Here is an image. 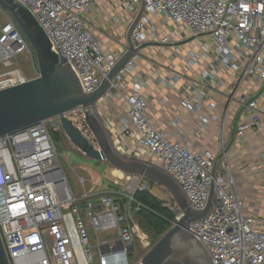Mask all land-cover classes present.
<instances>
[{"label":"built area","instance_id":"built-area-1","mask_svg":"<svg viewBox=\"0 0 264 264\" xmlns=\"http://www.w3.org/2000/svg\"><path fill=\"white\" fill-rule=\"evenodd\" d=\"M16 1L35 17L52 50L66 58L83 92H94L125 52L104 49L95 38L85 19L93 0ZM119 1L135 16L142 8L131 33L134 48L144 44L146 30L159 16L190 36L184 53L188 68L204 64L189 90L180 92V107L196 116L187 141L179 117L167 124L174 128L170 133L149 117L143 75L135 69L143 49L138 50L105 94L123 105L121 135L135 147L133 154L140 146L141 153L155 159L194 210L205 208L212 188L210 212L189 227L212 264H264V207L247 212L229 164L231 148L238 149L247 135L264 133V0ZM161 43L172 45L173 37ZM180 53L173 50L172 56ZM18 57L31 76L6 71L0 74V90L38 77L31 46L0 6V64ZM179 78L174 73L159 81L173 89ZM78 111L65 114L76 127L70 114ZM211 127L215 146L206 139ZM59 131L66 138L54 117L0 137V237L9 264H132L140 230L134 214L142 207L134 195L149 189L151 181L125 174L124 183L117 178L96 191L86 189L87 180L78 177L81 190L73 192L52 138ZM83 135L96 147L94 139ZM258 160L264 167V148L258 149ZM173 215L171 226L182 217L176 204ZM148 247L147 239L139 249Z\"/></svg>","mask_w":264,"mask_h":264},{"label":"water","instance_id":"water-1","mask_svg":"<svg viewBox=\"0 0 264 264\" xmlns=\"http://www.w3.org/2000/svg\"><path fill=\"white\" fill-rule=\"evenodd\" d=\"M31 46L38 77L23 84L0 90V137L20 131L44 120L58 117L69 142L86 158L104 161L122 174L142 176L163 187L176 203L182 217L169 227L155 244L135 264H212L205 248L190 230V224L208 215L213 191H209L206 206L194 210L180 187L159 169L119 156L94 111L95 105L109 90L110 82L144 44L134 48L131 33L142 14V8L126 33L127 49L115 66L92 93L83 92L79 79L66 58L52 50V45L32 13L16 0H0ZM80 110L96 147L65 114ZM218 159H216L215 165ZM0 264H9L0 237Z\"/></svg>","mask_w":264,"mask_h":264},{"label":"crops","instance_id":"crops-1","mask_svg":"<svg viewBox=\"0 0 264 264\" xmlns=\"http://www.w3.org/2000/svg\"><path fill=\"white\" fill-rule=\"evenodd\" d=\"M134 17L135 15L128 7L119 0H93L89 12L85 15V19L88 21L95 38L99 41L102 48L115 51L127 49L126 33ZM153 19L162 25L165 23L169 24L159 16H155ZM145 34L144 48L140 53V58L135 62V69L143 75L144 86L142 92L147 97L148 115L158 127L164 129L167 133L174 130L172 127L168 128L167 124L175 117H179L187 141H191V128L196 116L180 107V92L183 89L189 90L190 80L196 78L202 67H204V64L202 63L200 67L188 68L184 56V53L188 49L186 45L187 40H178L179 37L174 32L166 34L164 29L156 27L153 30L148 28ZM168 36L173 37V44L163 45L161 43L162 39ZM182 37L184 36L181 34L180 38ZM173 50L181 52L178 57L172 56ZM174 73H177L180 78L173 89L167 88L164 84L160 83L159 77H171ZM162 100H164V103H162ZM97 106L102 109L103 115L106 117L108 123L115 128L116 133L121 135L120 127L124 118V109L121 101L104 96L97 103ZM114 108L118 109L115 110ZM110 112L112 114H109ZM215 134V127H211L209 133L206 135V139L211 140L212 146H215ZM121 137V142L123 143L120 142L119 144V141L117 142L119 144L117 150L119 149L121 153L132 155L133 145L122 135ZM201 143L203 141L192 143V145L197 146ZM122 146L125 147L126 151L122 150ZM263 148L264 133L258 137L247 135L239 148H231L229 154L233 174L237 182L241 185L243 184L239 193L248 213L252 210L251 208L264 207V175L260 177V170L264 169V167L259 164L258 160V149L261 151ZM84 176H86L87 180L86 189L92 186L96 191L106 188L103 185L102 176L98 175V178H92L93 170L87 168ZM112 181H110V184ZM247 182L251 184L250 187L254 194V197L251 198L253 202L246 201L248 194L244 188ZM110 184L108 185L110 186Z\"/></svg>","mask_w":264,"mask_h":264},{"label":"rangeland","instance_id":"rangeland-1","mask_svg":"<svg viewBox=\"0 0 264 264\" xmlns=\"http://www.w3.org/2000/svg\"><path fill=\"white\" fill-rule=\"evenodd\" d=\"M156 27L158 29H164L166 34L172 33V32L176 33V36L179 37L178 40H181V41H185V40H188L190 38V36L187 35L186 33H181L180 31H178L174 25L167 24V23L162 25L153 19L152 24H151V29H156ZM181 34L184 37L180 38ZM14 69L21 70L23 75L27 78H29L31 76V70L29 69V67L25 63L24 59H22V57L16 58L14 61H12L8 65L0 64V74L4 73L6 71H9V70H14ZM114 109L116 110L118 108H114ZM94 111L96 113L97 119L100 122L101 126L105 129V131L108 135V138L110 140V143L112 144L116 153L119 156H121L122 158H125V159H133L135 161H139L141 163L153 166L157 169L159 168L156 165V163H155L156 161L154 158L149 157L147 155H144L143 153L140 152L142 150L140 146H136V152L135 153L138 154L137 157H134L133 154L128 155V154L121 153V151H119V149L117 150V147L119 146L121 139H122L121 135H119V133H116L115 128L113 126H111L110 123H108L106 117L102 113V109H100L99 106L95 105ZM112 112H114V111L112 110ZM112 112H110L109 114H112ZM70 117H72L76 121V125L79 126L78 128L80 129V131L83 134L87 135L89 138H91V140H93V138L90 137L91 133H90L89 129L87 128V126L83 120L82 113L78 111L75 114H70ZM52 134L57 136V140L55 142V145H56V149H57L56 151H57L58 156H59L61 173H62L63 177H65L69 187L73 190V192L81 190L79 184L77 183V179H78V177H83L84 179H86V176H84V175L86 174L87 168L93 170V177L92 178H98V175L102 176L103 177V185L106 187L109 186L108 184H110V181H112L116 178H119L121 183H124V181H125L124 179L126 177L125 174L114 173L116 171L104 161H94V160L86 158L79 151H77V149L69 142V140L67 138H64V135L61 131L52 132ZM118 141H119V144H117ZM124 142H126V141H124ZM121 143H123V142H121ZM125 144H127V143H125ZM134 149H135V147H134ZM122 150L126 151L124 146H122ZM229 164H230V161H229ZM263 175H264V169L260 170V177H262ZM242 185L239 182H237L236 186H237L238 192H241V188H242L241 186ZM245 185L246 186H245L244 190H247L246 193L248 194V198L245 197L246 201L248 200L249 202H253V199H251V198L254 197V194H253L251 187H250L251 184H249V182H247V184H245ZM86 188H87V184H86ZM151 193L153 195H155L156 197H158L159 199H161L162 201L166 202V205L169 206L171 208V210L173 211L174 204H176V203L172 200L170 194L163 187H160V186L155 184V186L152 187V189H151ZM159 238H160V236L153 235L152 233H149V234L145 233L140 227L139 235H138V238L136 239V243H135L137 251L133 253V258L131 261L132 264L134 262L137 263L138 260H140L142 258V256L155 244V242ZM147 239L149 241L148 249L142 250L143 254L141 255V257L137 256V255L141 254V252H140L141 250L139 249V246L141 245V243L146 242ZM90 241L92 243H93V241H95V240H93V236H91V235H90Z\"/></svg>","mask_w":264,"mask_h":264},{"label":"trees","instance_id":"trees-1","mask_svg":"<svg viewBox=\"0 0 264 264\" xmlns=\"http://www.w3.org/2000/svg\"><path fill=\"white\" fill-rule=\"evenodd\" d=\"M52 138L56 142L57 136L52 134ZM154 186L155 183L150 182L149 189L135 193L134 199L142 207L134 214V219L145 233L161 236L171 227L174 215L171 208L166 205V202L151 193V189ZM140 252L141 254L137 255L139 257L143 254L142 251Z\"/></svg>","mask_w":264,"mask_h":264},{"label":"clouds","instance_id":"clouds-1","mask_svg":"<svg viewBox=\"0 0 264 264\" xmlns=\"http://www.w3.org/2000/svg\"><path fill=\"white\" fill-rule=\"evenodd\" d=\"M1 174H2V169H1V167H0V179H1Z\"/></svg>","mask_w":264,"mask_h":264},{"label":"bare ground","instance_id":"bare-ground-1","mask_svg":"<svg viewBox=\"0 0 264 264\" xmlns=\"http://www.w3.org/2000/svg\"><path fill=\"white\" fill-rule=\"evenodd\" d=\"M116 171V170H115ZM114 173H120L119 171H116V172H114ZM121 174V173H120Z\"/></svg>","mask_w":264,"mask_h":264}]
</instances>
